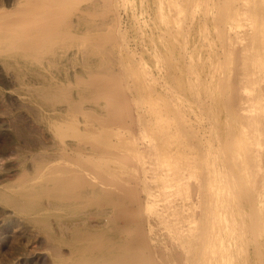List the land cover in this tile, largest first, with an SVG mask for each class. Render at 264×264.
I'll return each instance as SVG.
<instances>
[{
  "label": "bare ground",
  "instance_id": "bare-ground-1",
  "mask_svg": "<svg viewBox=\"0 0 264 264\" xmlns=\"http://www.w3.org/2000/svg\"><path fill=\"white\" fill-rule=\"evenodd\" d=\"M120 6L0 0V71L18 80L33 119L74 133L43 140L32 185L0 187V204L45 246H0V264H264V0H177L159 10L153 36L140 38L149 44L128 64L149 59L154 70L141 74L104 52L111 20L118 35L128 29ZM149 80L151 106L146 94L143 103L130 95ZM134 104L139 123L152 126L151 149L137 164L134 146L131 158L108 163L119 148L105 141L135 116ZM98 127L105 135L91 144Z\"/></svg>",
  "mask_w": 264,
  "mask_h": 264
},
{
  "label": "rangeland",
  "instance_id": "rangeland-1",
  "mask_svg": "<svg viewBox=\"0 0 264 264\" xmlns=\"http://www.w3.org/2000/svg\"><path fill=\"white\" fill-rule=\"evenodd\" d=\"M162 1H165V3H163ZM162 1L161 0H136V1H134V0H118L119 5H121L120 11H122V12H120L121 17H122L121 20H122V22L124 21L123 25H125V27H127L128 29L126 28L127 30L124 31L123 34L118 35V33H116L114 30V25H113L114 21L111 20V22H109L111 27L102 33L103 34L102 36L104 37V39L109 41L106 49L104 48L105 49L104 52L107 51V52H109V54H113V56L110 57L111 62L118 61V63H119L118 68L124 67V66L129 68V66L134 67V65H135V68H137V70H139L138 73H140V74H141L142 70H146L145 67H147V66H149V67H147V71L149 73L152 71L151 69L154 70L151 61L149 62V59H148V64L145 62L138 63L137 65L136 64L128 65V64H133L132 63V57L134 58V56L136 55V58H139L140 57L139 53L142 52L141 49L143 50L144 46L149 44L148 42H146L147 43L146 44L145 41L143 42V40H141L140 38L142 36H148V37L153 36L152 33L155 32V30H156L155 23L153 22V19L156 18V19H158L157 22L160 21V17H158L159 16L158 11L164 10V11L169 12L171 7H173V2H176L177 0H162ZM166 3H167V5H166ZM144 13H145V15H144ZM149 15H151V16L149 17ZM145 21H147V22L145 23ZM147 23H149V24H147ZM133 24H135L136 26L135 25L133 26ZM164 26H165V24H164ZM130 30H131V32H130ZM134 30H136V31L133 32ZM124 33H125V35H124ZM138 33H139V35H138ZM146 33H148L150 35H148ZM127 35H128V37H127ZM119 36H121V37L119 38ZM112 39H115V40H112ZM117 39H119V40H117ZM128 41L131 43H129ZM83 42H85V43H83ZM131 47H133V49ZM85 48H86V41L83 40L82 44H81V49L85 50ZM123 48L125 50L124 52L122 50ZM125 52L127 54H125ZM128 54L131 55V57ZM122 64L124 66H122ZM136 66H138V67H136ZM118 71H119L118 73H121L120 75L124 74V73H122V70L120 72V70L118 69ZM122 76H126L125 77L126 80L129 81L131 84H133L132 80H131L132 78L128 74L125 73ZM128 76H129V79H128ZM8 77H10V76H6L5 72H3L2 70L0 71V90H2L4 92V95L0 92V142H1L0 143V147H1L0 148V150H1L0 151V178L2 176L4 178H6V180H3L2 182H0V187H4V186L8 185V186L18 188V185L21 184L23 182V180H26L25 178H28V179H27V182L23 183V184H25V185L31 184L32 185L31 181L32 180L34 181L33 178H35V175L32 174L33 173L32 169H34V158L33 157L35 154H37L38 151H40L42 149L41 144H42L43 140L50 142L51 139H53L56 142H60L63 140L62 138H64V139H67V141H71L74 138V133L68 132V133L59 134V133L50 132L52 129L51 126H49V128H50L49 129V128H47V126L46 127L42 126L43 123L37 121V119H33V117L30 116L25 109L24 110L22 109V106L20 104L21 101H24V98H23V93L18 86V80H14V78L11 79ZM140 77L142 80L141 75H140ZM145 82H142V85H140L141 83L137 84V85H140L139 87L142 86L140 90H144L147 92L142 91V93H139V91H137L139 89L138 86L134 84V85H132L133 86L132 87L133 92L130 95L135 100H137V98H138V100H139V98H141L142 103H143V101L146 100L145 104H148L149 102H151L149 100L152 99L153 93L150 91V89H151L150 88L151 87L150 80L147 81L149 84H146L147 82L146 83ZM146 86L149 88H147ZM141 94L143 96H140ZM144 95L146 98L145 100H144ZM135 96H137V97H135ZM147 97H149V100ZM9 101H11V103H10L11 105L9 104ZM148 105L151 106L150 103ZM135 106L137 107V109ZM139 106H138V104L133 105V109H134L133 113L135 112L134 113L135 116H133L132 118H129V119L127 117L124 118L123 122L121 123V125L123 124V126H120V124L118 126H116L115 131L112 133V135L110 133V137H109L110 139H108V141H105V144H104L105 147L107 146L108 143H111V141H112L113 145H116V146L118 145V148H119L117 150V152L114 153L115 157L112 155L111 158L109 157L108 160H106V162L112 160L111 161V163H112L114 160V161H117V163L121 164L123 161V160H121V158H124V157H130L131 158V155L134 154L133 151H137L138 154H136L135 156L138 157V155L139 156L141 155L140 153H142L144 146L147 145L150 148L151 143H149V142H151V141H149L150 137L148 138L147 136L150 135L148 132L149 131L151 132L152 126L151 127L149 126L151 129L149 130L147 128V130H148L147 131L146 128H144L145 126H142L139 123L140 118L137 114L138 112H140V111H138ZM19 115H20V117H19ZM16 118H18V120ZM54 120L57 121V119H55V118L53 119V121ZM12 122H13V124H12ZM80 123H81V125L83 124L82 125L83 129L85 126H87V127H85V130L86 129H87V131L89 130V128H88L89 126L87 125V123L84 120H82ZM159 125H160V123H159ZM159 125L157 127L155 125L156 130L161 129V127ZM14 126H16V127L14 128ZM61 127L63 128V130H65L64 129L65 127H63V126H61ZM42 128H44V130ZM45 128L48 130H46ZM122 129H124V130L126 129V131L129 130V131H131V133L132 132H134V133H132L133 134L132 136H129L128 133H130V132H126ZM117 130L118 131L120 130V132H122V133L119 132V135H117V137H114V136H116ZM123 131L126 132V133H124L126 139L128 136L131 137L132 139L128 138L127 140L126 139L124 140L123 139L124 136L120 135V134H123ZM91 133H90L91 136H89L88 140H87L91 144L92 143L96 144V142H95V141H97L96 139L99 136L105 135L104 134L105 132H104L102 127H98L96 129V131L91 132ZM65 134H69V135H65ZM117 134H118V132H117ZM127 134H128V136H127ZM146 134H147V136H145ZM59 135H63V136L59 137ZM40 136H43V138H41ZM65 136H67L68 138ZM120 136L122 138L119 140ZM135 137H136V141H135ZM128 140H130V142ZM131 140L135 141L134 142L135 144L131 143L132 142ZM121 141H122V143L124 141L126 143V141H127V144L122 145ZM145 141H146V143H145ZM114 142H115V144H114ZM118 142H120L121 145ZM109 145H111V144H109ZM132 146H134L133 147L134 150H133ZM4 149H5V151H4ZM131 149L133 151H131ZM150 149H149V151H150ZM11 150L13 151L12 153L10 152ZM119 150H120L121 155H123L122 157L119 153ZM123 151H125V152H123ZM126 151L128 152V154H126ZM138 151H140V152H138ZM132 157L134 159V155ZM140 157H141V159L139 157L135 158V159H137V160L134 159L135 161H133V159H130V160H128V163H132V161H133L134 164H137V163H139V161L141 162V160H143L142 156H140ZM118 160H121V161H118ZM108 163H110V162H108ZM115 165H113V166H115ZM124 179L125 178H123L118 183L122 182L123 183L122 185H124V183H125ZM115 182H117V181H115ZM115 182L111 181V187L113 186L112 184ZM133 183L134 182H132V184ZM138 183L140 184L139 187L144 184L143 176H141V178L138 181H136V183H134V184H138ZM125 186H126V183H125ZM121 191H122V188H121ZM123 191H125V190L123 189ZM126 191H127V189H126ZM135 192L139 193V190L135 191ZM140 192H142V191H140ZM13 211H14L13 208H10V207H7V206L0 204V246L3 249H5V251H7V252L8 251L10 252L11 250H13L15 248L17 249L21 246H24V247L27 246L28 248H30V250L35 249L38 252L39 251H45L44 244L39 243L40 242L39 239H41L42 234H40L38 236L36 233H32V231H28L25 227L27 225L25 224L23 218H21L22 215L18 214L16 212H13ZM12 222L15 223V225H16L15 228L13 227L14 224H12ZM17 237H18V240L15 239ZM19 241H21V242H19ZM25 241H26V243H25ZM6 248L7 249L9 248V249L6 250Z\"/></svg>",
  "mask_w": 264,
  "mask_h": 264
}]
</instances>
